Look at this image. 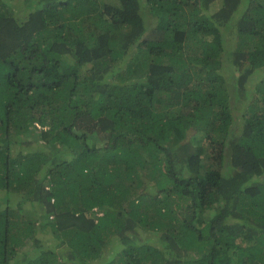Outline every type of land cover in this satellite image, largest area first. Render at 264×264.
Masks as SVG:
<instances>
[{"label": "trees", "instance_id": "16d2710c", "mask_svg": "<svg viewBox=\"0 0 264 264\" xmlns=\"http://www.w3.org/2000/svg\"><path fill=\"white\" fill-rule=\"evenodd\" d=\"M0 264H264V0H0Z\"/></svg>", "mask_w": 264, "mask_h": 264}, {"label": "rangeland", "instance_id": "374dc122", "mask_svg": "<svg viewBox=\"0 0 264 264\" xmlns=\"http://www.w3.org/2000/svg\"><path fill=\"white\" fill-rule=\"evenodd\" d=\"M32 132H29V135H28V137H26V139H28V140H33V141H40V135L38 134L39 132L36 130V131H34V130H31ZM36 134H38L37 136H36ZM196 144V141H192V145H195ZM12 193H14V192H12ZM15 203H13L12 202V206L14 205Z\"/></svg>", "mask_w": 264, "mask_h": 264}, {"label": "clouds", "instance_id": "9594fccd", "mask_svg": "<svg viewBox=\"0 0 264 264\" xmlns=\"http://www.w3.org/2000/svg\"><path fill=\"white\" fill-rule=\"evenodd\" d=\"M35 127H36V129H33V128H31L30 130H34V131H38V132H40V130H41V127H39L38 125H35ZM30 132H32V131H30ZM39 135H40V133H38ZM38 134H36V136L38 135ZM41 141V140H40Z\"/></svg>", "mask_w": 264, "mask_h": 264}]
</instances>
